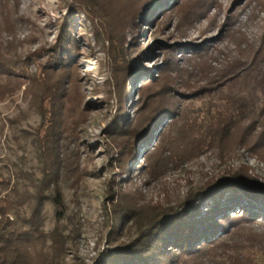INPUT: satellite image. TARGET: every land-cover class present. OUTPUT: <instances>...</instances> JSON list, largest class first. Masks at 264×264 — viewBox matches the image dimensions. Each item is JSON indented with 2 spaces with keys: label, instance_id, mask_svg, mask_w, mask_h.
Listing matches in <instances>:
<instances>
[{
  "label": "trees",
  "instance_id": "obj_1",
  "mask_svg": "<svg viewBox=\"0 0 264 264\" xmlns=\"http://www.w3.org/2000/svg\"><path fill=\"white\" fill-rule=\"evenodd\" d=\"M72 1L57 42L42 49L41 59L33 58L39 71L17 72L0 56V73L7 75L0 84V103L26 84L24 95L37 107L40 117L33 133L39 165L33 191H24L16 202L0 193V264H67L69 237L64 221L68 210L63 184L69 178L77 185L86 175L79 154L80 126L88 122L94 105L84 104L76 60L79 48L72 31L73 19L91 3ZM111 2L113 14L128 12V5L135 3L137 10L130 11L134 19L137 11H142L143 21L156 20L161 27L167 21L158 22L159 15L167 18L190 0ZM224 27L218 39L224 37ZM231 38L234 48L225 50L213 48L217 38L200 44L159 43L162 65L157 67L156 77L140 85L139 106L132 119L126 108L127 79L140 69L128 54L124 77L115 78L114 83L118 109L105 130L109 141L106 155L118 154L108 166L110 173L125 176L122 181L129 182L145 165L153 171L160 164L176 163L174 157L180 165L210 151L223 152L224 146L231 151L244 148L264 160V31L252 40L238 31ZM192 61L195 65L188 72L197 81L182 91L181 79L187 70L181 65ZM213 93L222 96L220 104L210 103L200 122H183L182 100L202 99ZM159 119L169 122L162 131L156 127L151 132ZM141 148L144 165L139 168L132 163L129 168ZM155 152L160 155L152 164ZM110 181L118 187L108 193L109 206L104 207L108 240L96 264H264V180L251 167L231 168L221 178L142 205L129 200L115 178ZM45 202L55 210V224L48 231L42 215ZM25 204L29 213L20 210Z\"/></svg>",
  "mask_w": 264,
  "mask_h": 264
},
{
  "label": "rangeland",
  "instance_id": "obj_2",
  "mask_svg": "<svg viewBox=\"0 0 264 264\" xmlns=\"http://www.w3.org/2000/svg\"><path fill=\"white\" fill-rule=\"evenodd\" d=\"M88 1L91 7H85L73 19L72 31L79 48L76 60L80 63L84 104L94 105L88 122L80 126L82 143L79 144V154L86 175L77 185H73V180L69 178L63 184L68 210L64 221L65 233L69 237L67 264H96L106 247L109 227L104 221V207L109 206V191H116L118 187L110 183L111 178L120 184L129 200L141 205L161 201L167 193H182L209 179L221 178L229 169L243 165L251 167L264 180V160L261 157L241 147L231 151V147L224 146L223 152L210 151L180 165L177 157H174L176 163L160 164L153 171L152 168L151 171L147 170L145 165L141 168V174L124 182L125 176L114 175L109 171L112 158H117L118 154L115 151L113 155H106L109 141L105 134L118 109L115 78L124 77L128 54L137 60L136 67L140 69L127 79L126 108L129 119H132L139 106L140 85L156 77L157 67L162 65L163 55L159 43L200 44L218 39L227 23L223 29L224 37L215 41L213 48L233 49V32H241L252 40L264 31V3H259L264 0H239L238 4L235 0H190L183 9L169 13L167 18L162 19L163 16L159 15L158 22L167 21L161 27L156 20L150 23L143 21L142 11H137L134 19L130 11L137 10L135 3L128 5V12L113 14L112 0ZM72 2L9 0L6 4L0 0V56L7 58L11 66L14 65L13 70H26L28 74L39 71L33 58L39 57L42 49L47 50L57 42L65 17L70 14L67 6ZM179 53L181 51L177 57H180ZM194 65L195 61L181 65L187 70L181 79L182 91H187L197 81L189 74ZM213 65L217 66V63ZM6 76L5 72L0 73V84L5 83ZM107 80L109 83H106ZM25 87L26 84H23L12 98L0 103V193L14 202L24 191H33L32 183L39 176L33 133L40 124V117L37 107L32 105L29 98L26 99ZM107 94L112 97L108 98ZM221 99L220 94L213 93L202 99L182 100L181 108L186 115L183 122H200L210 103L220 104ZM167 122L168 119L161 122L157 120L150 131L153 132L156 127L158 132L162 131ZM143 155L141 148L137 158L129 163V168L132 163L133 167L144 165ZM159 155L155 152L152 164ZM4 180L9 181V184L6 185ZM20 210L29 213V206L25 204ZM42 215L45 230L48 231L55 224V210L50 202H45Z\"/></svg>",
  "mask_w": 264,
  "mask_h": 264
}]
</instances>
